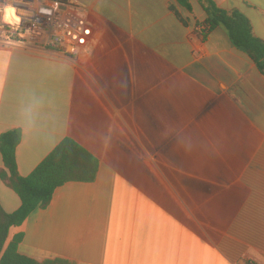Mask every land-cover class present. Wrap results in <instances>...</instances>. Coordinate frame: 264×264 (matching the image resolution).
<instances>
[{"label": "crops", "instance_id": "0c3cea01", "mask_svg": "<svg viewBox=\"0 0 264 264\" xmlns=\"http://www.w3.org/2000/svg\"><path fill=\"white\" fill-rule=\"evenodd\" d=\"M93 28L78 54L0 41V136L21 130L28 177L66 138L98 161L12 228L39 263L264 264V76L207 15L176 0H73ZM264 42V0H215ZM176 7L180 20L170 9ZM12 20V12H6ZM0 168H4L0 152ZM0 206L21 207L0 181Z\"/></svg>", "mask_w": 264, "mask_h": 264}, {"label": "trees", "instance_id": "16d2710c", "mask_svg": "<svg viewBox=\"0 0 264 264\" xmlns=\"http://www.w3.org/2000/svg\"><path fill=\"white\" fill-rule=\"evenodd\" d=\"M207 15L203 23H197L196 33L207 39L215 30L223 29L232 45L246 53L264 76V42L253 31L250 20L238 10H225L215 0H196ZM176 2L191 14L190 0ZM183 21L176 7L170 6ZM22 141L21 130H10L0 136V152L4 168H0V181L13 190L21 200V207L12 214L0 206V264H71L62 259L39 263L19 252L23 235H16L6 247L12 228L20 227L38 209L51 203L58 188L69 182H93L96 179L98 161L71 138L64 139L28 177L21 176L18 168L17 149Z\"/></svg>", "mask_w": 264, "mask_h": 264}, {"label": "built area", "instance_id": "2783aa9c", "mask_svg": "<svg viewBox=\"0 0 264 264\" xmlns=\"http://www.w3.org/2000/svg\"><path fill=\"white\" fill-rule=\"evenodd\" d=\"M11 9L12 20L6 19ZM93 35L84 9L73 0H0V41L66 57Z\"/></svg>", "mask_w": 264, "mask_h": 264}, {"label": "clouds", "instance_id": "9594fccd", "mask_svg": "<svg viewBox=\"0 0 264 264\" xmlns=\"http://www.w3.org/2000/svg\"><path fill=\"white\" fill-rule=\"evenodd\" d=\"M9 11H11V9H9Z\"/></svg>", "mask_w": 264, "mask_h": 264}, {"label": "bare ground", "instance_id": "6f19581e", "mask_svg": "<svg viewBox=\"0 0 264 264\" xmlns=\"http://www.w3.org/2000/svg\"><path fill=\"white\" fill-rule=\"evenodd\" d=\"M13 18V17H12Z\"/></svg>", "mask_w": 264, "mask_h": 264}]
</instances>
